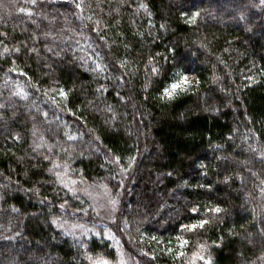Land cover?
<instances>
[{
  "label": "trees",
  "instance_id": "16d2710c",
  "mask_svg": "<svg viewBox=\"0 0 264 264\" xmlns=\"http://www.w3.org/2000/svg\"><path fill=\"white\" fill-rule=\"evenodd\" d=\"M0 264H264V0H0Z\"/></svg>",
  "mask_w": 264,
  "mask_h": 264
},
{
  "label": "rangeland",
  "instance_id": "374dc122",
  "mask_svg": "<svg viewBox=\"0 0 264 264\" xmlns=\"http://www.w3.org/2000/svg\"><path fill=\"white\" fill-rule=\"evenodd\" d=\"M136 160H133L124 171L118 166L115 160L108 157V161H110L117 172L122 188H125L127 183H130L133 176L132 174L137 165ZM79 192L81 196L92 205L100 224H103V226L107 228L109 236L111 238L115 237L118 242H121L122 235L120 230L123 225L120 222V199L122 194H112L110 190L102 184H89L85 182L82 184Z\"/></svg>",
  "mask_w": 264,
  "mask_h": 264
}]
</instances>
